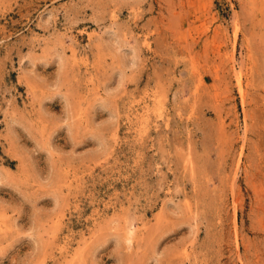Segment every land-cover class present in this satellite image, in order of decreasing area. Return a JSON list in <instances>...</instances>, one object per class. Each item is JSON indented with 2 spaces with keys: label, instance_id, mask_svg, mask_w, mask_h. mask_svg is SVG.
Segmentation results:
<instances>
[{
  "label": "rangeland",
  "instance_id": "rangeland-1",
  "mask_svg": "<svg viewBox=\"0 0 264 264\" xmlns=\"http://www.w3.org/2000/svg\"><path fill=\"white\" fill-rule=\"evenodd\" d=\"M0 264H264V0H0Z\"/></svg>",
  "mask_w": 264,
  "mask_h": 264
}]
</instances>
